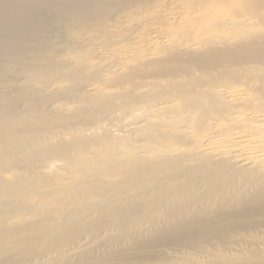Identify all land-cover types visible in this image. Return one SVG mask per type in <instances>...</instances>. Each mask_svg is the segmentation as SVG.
Here are the masks:
<instances>
[{"label":"bare ground","instance_id":"6f19581e","mask_svg":"<svg viewBox=\"0 0 264 264\" xmlns=\"http://www.w3.org/2000/svg\"><path fill=\"white\" fill-rule=\"evenodd\" d=\"M164 4L0 0V264H264V0Z\"/></svg>","mask_w":264,"mask_h":264},{"label":"rangeland","instance_id":"374dc122","mask_svg":"<svg viewBox=\"0 0 264 264\" xmlns=\"http://www.w3.org/2000/svg\"><path fill=\"white\" fill-rule=\"evenodd\" d=\"M178 5V0H165V10L167 13H170L172 10H177V6ZM131 15H133V17L130 19V20H139V19H142L144 18L145 16H147L148 14L146 12H143L141 14H134V13H131ZM132 25V24H131ZM143 25V24H142ZM119 27L117 29H119L121 32H122V36L124 38H131L133 36H139L140 34H142V30L140 28V26L138 27H130L126 22H125V19L124 21L120 22V24L118 25ZM142 36V35H141ZM144 39H147V37H144L142 36ZM65 43V42H64ZM65 44H68V43H65ZM107 52V51H106ZM116 59H119V53H117L115 55ZM228 86H232V88H229V89H233L235 92V95L234 97L235 98H238L243 95V96H249L250 92H251V88L253 87L252 86V83L251 81L249 82H246V81H240L238 84H228V83H225V84H221V85H218L217 86V91L218 92H221L222 94V97L224 99H228L229 97H226L228 95L227 91H228V88H225V87H228ZM241 103V102H240ZM245 103V102H244ZM257 108L256 107H245V108H240L237 109V111L242 115H250V113L253 111V110H256ZM252 120L254 121H257L258 123H260L258 120L259 118H253ZM257 134V137L259 140H261L260 142L257 143V145H260V146H264V133L261 132V131H257L256 132ZM221 135L222 137L224 138L223 140H228L225 135H223V133L221 132ZM239 148H242V145L239 146ZM264 148V147H263ZM243 153L244 155L242 156H248L252 153V151H254V146L253 145H243ZM256 170H259L257 167H255Z\"/></svg>","mask_w":264,"mask_h":264}]
</instances>
